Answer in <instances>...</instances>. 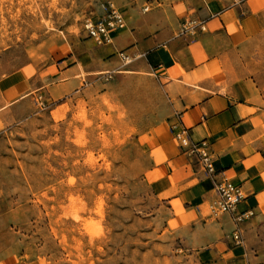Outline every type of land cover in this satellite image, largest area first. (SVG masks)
Returning a JSON list of instances; mask_svg holds the SVG:
<instances>
[{"label": "rangeland", "instance_id": "1", "mask_svg": "<svg viewBox=\"0 0 264 264\" xmlns=\"http://www.w3.org/2000/svg\"><path fill=\"white\" fill-rule=\"evenodd\" d=\"M126 1L0 0V264H205L156 218L142 178L135 137L161 118L148 76L77 65L47 79L77 55L99 2ZM11 74L38 84L6 101ZM210 207L222 214L216 197ZM245 225L243 243L264 259V217Z\"/></svg>", "mask_w": 264, "mask_h": 264}, {"label": "crops", "instance_id": "2", "mask_svg": "<svg viewBox=\"0 0 264 264\" xmlns=\"http://www.w3.org/2000/svg\"><path fill=\"white\" fill-rule=\"evenodd\" d=\"M145 1L127 0L118 8L122 28L109 30L102 44L83 40L77 55L60 58L47 79L65 80L77 65L90 72L140 68L160 94V120L135 137L146 150L142 178L158 199L156 218L205 264H264L232 241L229 214L211 216L212 182L174 138L184 130L189 140L205 141L216 170L241 187L238 210L254 212L246 227L264 217V0H158L142 11ZM106 9L99 2L96 19ZM187 19L203 29L182 30ZM22 77L9 76L4 100L38 84L36 74Z\"/></svg>", "mask_w": 264, "mask_h": 264}, {"label": "built area", "instance_id": "3", "mask_svg": "<svg viewBox=\"0 0 264 264\" xmlns=\"http://www.w3.org/2000/svg\"><path fill=\"white\" fill-rule=\"evenodd\" d=\"M158 0H146L141 6L142 11L149 9L150 3ZM123 16L118 9L108 7L104 13L95 21H89L84 24L85 36L95 44H102L107 40V33L111 29L122 28ZM191 28L203 29L202 22L193 19H187L182 22L181 29L190 31ZM174 138L184 147L189 154L196 157L204 175L211 180L216 196V204L221 213H227L234 222V228L231 232V239L235 244L243 243L242 223L254 214L252 209L238 210V206L244 199L241 187L233 183L222 171L215 168V159L208 151L205 141H191L187 133L180 130L174 134Z\"/></svg>", "mask_w": 264, "mask_h": 264}]
</instances>
